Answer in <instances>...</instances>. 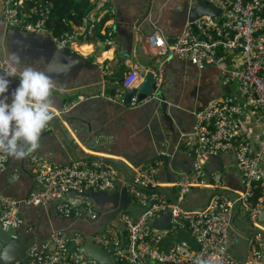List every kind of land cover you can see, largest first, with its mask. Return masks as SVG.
<instances>
[{
	"label": "built area",
	"instance_id": "2783aa9c",
	"mask_svg": "<svg viewBox=\"0 0 264 264\" xmlns=\"http://www.w3.org/2000/svg\"><path fill=\"white\" fill-rule=\"evenodd\" d=\"M89 9L79 23L63 18L60 28L53 21L51 0H0L1 19L7 26L28 33H48L59 49L87 58L81 52L85 42L92 38L97 26L106 19V36L103 43L112 46L113 18L116 14L113 0H88ZM190 3L197 0H189ZM221 9L219 17L203 16L187 23L174 44H169L159 28H154L145 38L144 52L154 60V83L160 87L164 80V64L177 58L196 66L222 67L223 84L236 83L242 99L227 94L211 99L207 106L195 114L194 136L197 138L194 177L178 175L172 183L158 179L159 164H149L136 172L126 182V191L132 202L147 209L135 221L128 212L119 214L123 225L124 243L120 231L113 223H105L100 231V216L92 200L73 195L82 192L115 193L117 166L98 160L82 159L68 165H57L29 153L26 157L35 170L34 188L24 200L0 197V229L7 232L21 226L24 219L20 206L41 208L60 202L55 211L65 219H72L91 227L83 230L53 229L43 242L33 241L27 250L28 264H99L82 247L91 237L93 242L108 250L112 246L115 260L126 264H196L207 260L210 264H264V236L259 233L249 239L246 260L240 263L229 251L230 232L234 228V213L245 212L254 225L264 207V0H207ZM109 30V31H108ZM56 35L55 32H59ZM114 45V43H113ZM240 63L227 67L234 57ZM149 70L130 66L123 82L116 85L114 101L125 102L128 90L143 81ZM149 95L142 103L155 100ZM138 103L132 100V105ZM75 105V104H74ZM67 106L48 123L42 133L53 130L57 115L69 112ZM254 109L263 118V136L256 150L242 134L241 114ZM231 152L241 175L242 190L229 194L224 191L222 175L208 178L206 165L211 158ZM6 155L0 153V174L6 169ZM123 183V181H122ZM259 184L263 196L257 204L251 201L253 188ZM177 187L176 196L168 195L167 188ZM199 189L207 194V201L198 209L186 208L185 199ZM170 214L169 231L153 228L149 221ZM72 229V227H70ZM179 230L189 232L196 241V249L181 241L168 252L158 249V244L168 234ZM263 231V230H262ZM264 232V231H263ZM11 238H16L11 235ZM75 247L70 250L71 242ZM12 264H23L19 260Z\"/></svg>",
	"mask_w": 264,
	"mask_h": 264
},
{
	"label": "crops",
	"instance_id": "0c3cea01",
	"mask_svg": "<svg viewBox=\"0 0 264 264\" xmlns=\"http://www.w3.org/2000/svg\"><path fill=\"white\" fill-rule=\"evenodd\" d=\"M188 2L189 0H153L151 14L142 31L145 30L144 32L148 35L154 28H159L166 38H178L185 26L182 16ZM146 4V0H121L119 10L114 15L113 28L110 29V32H113L114 45L113 43L112 46L108 44L107 47L103 43L104 38L101 37L103 28L99 34L96 29L95 35L84 44L95 40L89 50L91 55L84 58L76 54L84 60L90 59L91 65L83 64L73 71H67L66 74L52 77L57 82L53 89L54 95L57 96L56 113L59 114L67 106L75 105L69 112L57 115L56 121L59 125L53 122V130L41 134L39 147L31 153L57 165H68L82 159L103 158L106 161L102 162L117 166L119 182L123 181L122 186L125 189L124 182L142 169L141 166L145 162L157 157L162 148L167 149L169 153V170L166 173L161 162L155 163L161 166L158 174L161 182L172 183L178 175H189L193 172L197 147V138L194 136L196 112L211 99L219 96L233 94L237 99H242L243 96L236 83L223 84L222 67L206 66L200 69L177 58L166 61L163 92L173 118V128L178 134L176 143L167 121L162 116L160 99L148 103L138 102L136 105L114 101L112 98L114 90L116 85L122 81L118 80L123 78L130 66L135 65L149 70L154 62V60H149L146 63L137 57L136 49L139 42L145 41L147 36L142 37L140 30L131 29L132 34L134 33L132 38L134 58L132 60H121L115 44L118 39L114 29L117 20H122L127 25L130 23L134 25L142 13V10H139L140 7L144 10ZM11 28L15 27L3 23L0 6V69L4 68L7 55L10 53L7 47V32ZM123 32L126 31L123 30ZM97 48L104 50L97 51ZM106 54L108 55L105 56ZM239 63L240 58L236 56L226 65L231 67ZM9 80V91H11L18 84V78L9 77ZM123 98L125 99V96ZM77 104L79 107H76ZM241 125L243 136L249 140L252 149L256 150L263 136V118L258 111L249 109L241 114ZM217 157L219 161L214 163V167L213 164L210 166L213 169L211 175L217 173L222 175L224 191L227 193L234 194L236 191H241L243 189L241 175L235 156L231 152H226ZM207 164L206 168L210 162ZM34 174V167L27 157L15 160L7 156L6 169L0 174V197H10L16 200L27 198L34 188ZM168 189L174 191L173 196L178 194L177 187ZM168 195L170 196L169 192ZM206 201L207 194L204 191L193 189L185 199V206L198 209ZM119 204L120 200L114 203H104V214L109 215L115 212ZM57 205L53 202L41 208L20 206L19 214L24 222L17 228V233L24 235L28 240L33 238L36 242H43L53 229L67 228L70 232L71 230H83L86 235L93 232L91 227L85 224L87 222L82 223L79 220L76 222L60 216L55 211ZM242 213L241 211L234 213V228L230 234L231 252L240 251L242 242L238 240V237L244 238L240 232L252 233ZM157 219H160L158 230L169 231V220H165L163 215ZM259 227L261 230L256 225L254 228L264 231L263 226ZM181 241L187 242L193 250L196 249V241L185 230L168 233L158 244V249L168 252ZM115 261V264H126Z\"/></svg>",
	"mask_w": 264,
	"mask_h": 264
},
{
	"label": "water",
	"instance_id": "95a60500",
	"mask_svg": "<svg viewBox=\"0 0 264 264\" xmlns=\"http://www.w3.org/2000/svg\"><path fill=\"white\" fill-rule=\"evenodd\" d=\"M146 8L143 10L140 7L139 10H142L141 15L134 25L130 23V25L124 24L122 20H117L116 24L114 25V29L116 31L115 35L118 37L116 39V46L117 50H119V58L123 61L132 60L134 58V43L132 42V38L134 37V33L132 34L131 29H135L137 31H141L142 37L146 36L147 34L142 31V28L145 22L148 20L153 0H146ZM121 0H113L112 6L115 8L116 12L119 10V3ZM144 5V4H143ZM142 5V6H143ZM141 12V11H140ZM222 11L219 8H216L214 5H211L207 2V0H197L196 2L190 3L188 2L187 6L183 10V23L186 25L187 23L194 22L203 16H210L212 18L219 17ZM114 21V18L113 20ZM185 27V26H184ZM113 28V27H112ZM123 30L126 32L124 33ZM140 34V35H141ZM173 38V39H172ZM7 47L10 53L17 55L20 58L21 66H33L36 68H40L41 70L47 71L52 77L59 76L67 73V71H73L76 68L80 67L81 65H91L90 59L84 60L81 57L77 56L75 53L71 52L68 48L59 49L56 44L52 41L50 35L48 33H28L21 31L17 28H11L7 32ZM177 38L175 37H168L166 38L167 43L174 44ZM144 41L139 42V46L136 49L137 57L144 60L146 63L149 62L150 58L145 54L143 49ZM50 61H52L50 63ZM70 64V69L67 71H62V64L63 63ZM1 65V64H0ZM154 67L146 73L143 77V81L138 85L136 89L128 90L125 94V103L130 105L132 104V100L134 98L137 99L139 103H142L149 95H154L156 99H160L162 102V109L161 113L164 119L168 123V127L171 130L173 135V139L175 138L174 142L176 143V137L178 134L173 128V118L171 117V112L168 110V102H166L164 92H163V83L160 87H157L154 83ZM208 102L205 104L204 107L199 109L196 113L202 111ZM76 107H79L77 104ZM82 122H84L82 120ZM54 123L58 126V122L56 119ZM174 146V145H173ZM176 146V145H175ZM158 156L145 162L141 168L145 167L149 164H155L156 162H161L163 164V169L166 173L169 170V153L167 149L162 148L161 151L158 152ZM98 161H106L103 158H95ZM219 161L218 157H213L210 159V164L206 168L207 176L211 177V173L213 169L210 168L212 165L214 167V163ZM208 165V164H207ZM189 176L194 177V172H191ZM123 183L118 182L117 190L115 193H106V192H82V193H73V195H78L80 197L90 199L95 204L97 211L100 216V231L104 228L103 225L107 222H111L117 226L120 231V237L122 240V244L124 243V234H123V225L120 222L119 214L122 212H128L133 216V219L136 221L140 215L147 209V207H139L135 205L131 198L128 196L127 191L123 188ZM170 195L173 196L174 191L172 189L167 190ZM120 200V204L117 210L113 213L104 214L103 204L106 202H117ZM59 204L60 202H54ZM243 216L246 217L245 222L252 230V233L245 234L240 232V235L243 237H238V240L242 242L241 248L239 252H231L230 245L231 240L229 238V253L232 254L240 263H244L246 260L247 250H248V243L249 239L256 234L261 233L264 236L263 231L255 230V225L251 221L250 218L246 216V213H242ZM162 216V215H161ZM165 220H169L170 222V214H165ZM160 219L154 218L149 221V224L154 228L159 227ZM158 225V226H157ZM258 226L264 227V207L261 210L258 220ZM158 229V228H157ZM18 229L13 228L9 229L7 232H4L0 229V255L6 257V259H0V264H12L19 260H22L23 264H28V257H27V250L32 245L34 239L31 240L26 239L24 235L17 233ZM232 232H230L231 234ZM11 235L15 236L16 238H11ZM75 242L72 241L70 244V250L75 247ZM82 251L86 252L91 258L95 259L99 264H115V258L113 255L114 248L112 246L108 247V250L103 249V247L96 245L92 238L89 237L85 241Z\"/></svg>",
	"mask_w": 264,
	"mask_h": 264
},
{
	"label": "clouds",
	"instance_id": "9594fccd",
	"mask_svg": "<svg viewBox=\"0 0 264 264\" xmlns=\"http://www.w3.org/2000/svg\"><path fill=\"white\" fill-rule=\"evenodd\" d=\"M70 66L63 63L62 71ZM9 77L18 78L11 91ZM56 83L47 71L21 66L20 58L8 53L5 66L0 69V153L21 160L39 147L41 134L56 112ZM0 259L6 257L0 255ZM196 264L210 262L197 260Z\"/></svg>",
	"mask_w": 264,
	"mask_h": 264
},
{
	"label": "trees",
	"instance_id": "16d2710c",
	"mask_svg": "<svg viewBox=\"0 0 264 264\" xmlns=\"http://www.w3.org/2000/svg\"><path fill=\"white\" fill-rule=\"evenodd\" d=\"M51 1L54 3V9H53V11H54L53 18L54 19H53V21H54V24L57 28H60L63 26L61 24V21L66 16H68V18L70 20H74L76 23H79V21L81 20V17L85 14L87 9H89L88 0H51ZM105 23H106V19L102 20V22L97 26L98 34L102 30V28L105 27ZM98 29H99V31H98ZM55 34L59 35L60 31L55 32ZM105 36H106V31H103L101 33V37L104 38ZM91 41L92 42L86 43V45H83L82 47H80V50H81V52L84 53V55H87L88 53H90L89 50L92 48L93 41L95 42V40H91ZM107 55L108 54H106L105 56H107ZM127 74H128V72L123 76V78L122 77L119 78L118 81L122 80L121 82H123ZM106 76L108 79V74ZM112 81H114V80L112 79ZM262 196H263L262 187L259 184L255 185L253 188L251 201L254 204H257L259 199L262 198Z\"/></svg>",
	"mask_w": 264,
	"mask_h": 264
},
{
	"label": "rangeland",
	"instance_id": "374dc122",
	"mask_svg": "<svg viewBox=\"0 0 264 264\" xmlns=\"http://www.w3.org/2000/svg\"><path fill=\"white\" fill-rule=\"evenodd\" d=\"M102 50H104V49L97 48V51H102ZM55 113H56V112H55Z\"/></svg>",
	"mask_w": 264,
	"mask_h": 264
}]
</instances>
